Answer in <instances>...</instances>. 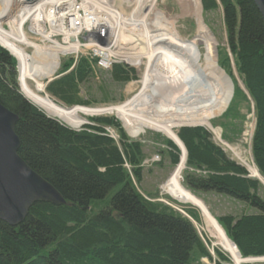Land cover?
<instances>
[{"label": "trees", "instance_id": "16d2710c", "mask_svg": "<svg viewBox=\"0 0 264 264\" xmlns=\"http://www.w3.org/2000/svg\"><path fill=\"white\" fill-rule=\"evenodd\" d=\"M202 5L203 13L222 9L228 52L219 53V64L228 71L231 54L253 104L251 152L264 177V19L253 0H202ZM95 61L89 55L67 59L45 91L65 106L88 107L114 101L106 79L117 85L137 79L135 69L124 63L104 71ZM96 77L104 84L99 85V99L90 89L87 95L82 93V86ZM17 79L16 59L0 46V104L17 116L18 155L60 193L64 203L36 202L16 226L0 220V264H201L203 258L212 260L210 242L190 219L156 200V195L139 190L144 143L128 136L114 116L88 117L89 123L79 129L48 117L22 95ZM176 132L187 150L183 186L194 195L214 192L246 205L247 211L240 215L215 218L242 257L264 256L263 185L249 177L205 127H179ZM164 151L176 165L179 149L166 139ZM182 206L199 224L197 212ZM213 251L218 260L228 261L219 249Z\"/></svg>", "mask_w": 264, "mask_h": 264}, {"label": "bare ground", "instance_id": "6f19581e", "mask_svg": "<svg viewBox=\"0 0 264 264\" xmlns=\"http://www.w3.org/2000/svg\"><path fill=\"white\" fill-rule=\"evenodd\" d=\"M117 1L129 4V0ZM177 3L178 13L167 15L157 7L156 0H140L133 14L127 16L110 8L107 0H0V45L18 63L23 95L47 115L76 127L84 116L100 112L113 114L133 138L142 134L143 129H150L174 141L180 148V158L161 191L174 203L190 204L199 211L203 230L231 256L233 264L264 263V258L239 256L216 218L182 184L185 151L175 128L182 124H200L219 136L211 120L227 109L234 89L231 90L230 83L223 78V70L217 65V40L205 24L202 1L177 0ZM143 8L154 13L155 26L146 22L141 14ZM181 20L193 22L194 36L179 33L177 23ZM28 21L29 31L41 37L43 44L31 40L25 32L24 24ZM151 28L164 32L150 35ZM100 29L104 37L100 36ZM96 35L110 49L106 51L97 46L95 53L143 68L138 81L140 87L120 105L98 109L82 105L66 108L44 93V78L56 71L60 55L76 52L81 47L79 44L91 36L98 41ZM62 37L65 44L58 41ZM27 47H31V53L26 52ZM28 81H32L34 87ZM239 82L241 85L240 79ZM242 87L245 89L244 85ZM210 126L212 128H208ZM241 161L248 173L259 176L253 161Z\"/></svg>", "mask_w": 264, "mask_h": 264}, {"label": "rangeland", "instance_id": "374dc122", "mask_svg": "<svg viewBox=\"0 0 264 264\" xmlns=\"http://www.w3.org/2000/svg\"><path fill=\"white\" fill-rule=\"evenodd\" d=\"M107 1H108V5L110 8L118 12H123L127 16L132 15L133 12L136 10V8L140 5V0H137L135 3L133 0H129V4H128V1L122 2L121 4L117 0H107ZM156 2H157V7L167 15H174L178 13L179 11L177 0H156ZM152 13H153L152 11H148V8H143V11L141 14L142 16H144V18L146 17L145 18L146 22H149L152 26H155L153 25L154 22H152L155 19L153 17L154 13L153 14ZM203 16H204L205 24L208 26L209 30L211 31V33L214 35L215 39L217 40V48H216L217 65H219V67L223 69L231 77L234 83L233 89L235 90L236 88V91L233 93L232 99L230 100V103L227 109H225L221 113L222 115L219 114L218 116H215L211 120V124L213 128L214 129L218 128L220 130L219 136H216L215 132L210 131L212 134V140L216 142L217 144H219L222 148H224L225 152L228 154V156L232 160L236 161L241 166H243L244 164L241 161L243 159H246L252 163L251 138H252V133L254 131V125H255L253 104L250 101L248 94H246L243 91V89L240 88L241 87L239 85L240 78L238 77V74L235 73L236 69H235V66H233L234 63L231 59L232 58L231 54L228 53V56L230 58L229 59L230 64L227 67L231 75L228 73L227 70H225L219 64V53L223 52V50H226L228 52L227 43H226V35L224 32L223 23H222V9L219 7L218 9L214 11H207L203 13ZM4 27H6L5 23H4ZM28 27H29V23L26 22L24 24V30L29 36V38L35 41L36 43H40L39 42L40 37L31 33ZM193 28H194V24L192 21L181 20L179 23H177V29L179 33L182 35L188 36V37L194 36L195 31ZM153 30L154 28L150 29L151 31L149 33L150 35H157L159 33L164 32L163 30L158 29V28L155 29V31ZM31 50H32L31 47L26 48L27 53H31L32 52ZM77 52L78 53L82 52L81 54H78L77 57H79L80 55H86L87 53V51H84L81 49ZM71 57L75 58V55L73 54L60 55L59 66L56 70V73L59 70L61 63ZM114 63H123V62L115 58ZM129 67H132L135 69L137 73V79L129 81L126 84H122V85L113 84L108 79L106 80L104 79L105 86L110 92V96L114 101H110L107 103H98V104L91 105L88 107L98 109L101 107L103 108V107H109L113 105H120L124 103L125 101H127L128 99H130L133 95H135L140 87L138 81L141 78L143 68L142 67L137 68L134 66H129ZM28 84L31 87L32 86L34 87L32 81H28ZM100 84H102L100 82V78L96 77L89 82V85L87 84V85L82 86V93L84 95H87L85 94L86 90L90 89L89 90L90 93L94 94V97L96 99H99L100 98V95H99V85ZM44 93H46L49 97H51L45 90H44ZM51 98L55 102L59 103L60 105L65 106V104L62 103L61 101H58L57 99L53 97ZM97 116H114V115L104 114V115H97ZM84 117L85 119H87L88 117H91V116H84ZM178 128L179 127H176L175 130H177ZM108 131L112 135H114V131L112 129L109 128ZM220 135H222V137H220ZM223 137H225L226 139ZM134 139H138L142 143L145 144V152H146V159L143 162L144 168L142 171V179L139 183V186L137 185L139 190L144 194H148L152 196L156 195V197H158L156 200L164 202L166 204H170L173 207H175L177 210L181 209L180 206L182 205L176 206L173 203H169L165 199V197L167 196L170 198V196H168L167 194L165 195V193L161 191L162 185L167 181V178L171 176L172 172L174 171V168L177 165V164L172 165L169 162V158L166 152L164 151L165 150V140L168 138L160 132L150 130V129H143L142 134H140L138 137ZM181 177H182V173H181ZM261 190H262L261 195L264 197V186L262 187ZM194 196L199 198L204 203L209 213L216 218L223 214H232L234 216H237V215H240L246 212L248 208L246 205L240 203L237 200H234L227 196L216 194L214 192H200L199 194L194 195ZM183 205H186L185 207H190L197 212L198 217H199V224H196V226L199 232H202L205 235L206 239L210 242L208 249H210L209 252L212 256V260L203 258L200 261L201 264H216V263L217 264H233L231 256L226 251H224L219 245L215 243V240L211 238L210 235H208L207 231L203 230L204 226H201L203 225V223H202L199 211L196 210V208L190 204H183ZM251 210L254 211L253 209ZM216 247H218L217 249H219V251L227 258L228 261L221 262L220 260H218V258L216 257L213 251V249ZM254 264H264V263H254Z\"/></svg>", "mask_w": 264, "mask_h": 264}, {"label": "water", "instance_id": "95a60500", "mask_svg": "<svg viewBox=\"0 0 264 264\" xmlns=\"http://www.w3.org/2000/svg\"><path fill=\"white\" fill-rule=\"evenodd\" d=\"M24 1L30 2L32 0H24ZM253 2H254L255 6L257 7L258 11L260 12V14L262 15V17L264 19V0H253ZM123 63L128 65V66H131L130 64H128L126 62H123ZM58 66H59V62L57 64V68H58ZM16 71L18 74L17 80H18L19 91L22 93V90L20 87L19 68H18L17 62H16ZM55 73H56V71L54 73H52L50 76L44 78L45 79L44 80L45 81L44 90H45V86L47 85V83H49L50 81H52L54 78L57 77L55 75ZM222 74H223V78L225 79V81L230 83L231 90H233V83L231 81L230 76L224 70L222 71ZM241 85H242V83H241ZM242 86L240 88L243 89V91L246 94H248L247 90H245ZM231 92H233V91H231ZM22 95H23V93H22ZM28 101L30 103H32L33 105H35L29 99H28ZM78 106H80V105H73V106H69L66 108H72V107H78ZM36 107H38V106H36ZM43 112L46 114L45 111H43ZM104 114H107V113L100 112L98 114L95 113L93 115H88V116H97V115H104ZM47 116L51 117V118H55V117H52L49 115H47ZM56 119L59 120L58 118H56ZM118 120L120 121V119H118ZM59 121H61V120H59ZM16 122H17V116L0 104V220L6 222L7 224H9L11 226H16V225L20 224L25 219L29 208L36 202H39V201L40 202H48V203H51L53 205H61L64 203V199L62 198L60 193L50 183H48L45 179H43L40 175H38L35 171H33L24 162V160L18 155L20 140L15 133ZM61 122L64 123L65 125L71 127L72 129H79L82 125L89 123L87 119H84L78 126L73 127V126H70L63 121H61ZM186 126H203V125H200V124H182V125H179L178 127H186ZM122 127H123V125H122ZM203 127H205V126H203ZM208 128H212V127L210 126ZM123 129L125 130L124 127H123ZM213 130H218V132H220V130L218 128H215ZM125 132L127 133L126 130H125ZM127 135L129 136L128 133H127ZM177 138L184 147L185 162H186L187 150H186L183 142L179 139L178 136H177ZM169 140L180 150L179 146L174 141H172L171 139H169ZM179 158H180V156H179ZM251 159L253 161L252 155H251ZM249 177L254 178V179H258L260 181V183L264 186V177L260 173H259V176L249 173ZM181 180L183 181L182 177H181ZM178 210L184 216H186L188 219H190V221L193 223V225L197 228L196 222L192 218H190L182 209H178ZM228 240L233 245V247L236 249L237 254L242 257V255L240 254L239 250L237 249L235 243L233 241H231L230 239H228ZM249 258H252V259L264 258V256L243 257V259H249Z\"/></svg>", "mask_w": 264, "mask_h": 264}, {"label": "built area", "instance_id": "2783aa9c", "mask_svg": "<svg viewBox=\"0 0 264 264\" xmlns=\"http://www.w3.org/2000/svg\"><path fill=\"white\" fill-rule=\"evenodd\" d=\"M105 20L107 22V18L105 17ZM29 25H30V21H28ZM108 23V22H107ZM103 25H105L104 21L102 22ZM107 27V25H106ZM100 36L101 37H104L103 36V32H102V29H100V32H99ZM93 37L94 36H91L89 37V39L87 41H82L81 43L82 44H79L81 47L77 50L79 51L80 49L81 50H84V51H87L86 55H89L91 58H94L96 61H95V64H96V67L98 69H101V70H108L110 69L111 65L115 62V58L116 57H113V56H106L104 54H97L95 53V50L97 48V46L101 47L102 49L104 50H109L110 49V46H108V44L105 42V41H101L99 40L98 36L96 35L95 37L98 39V41H94L93 40ZM65 38H61L59 39V42L60 43H63L65 44V41H64ZM43 40H41V37H40V44H43ZM72 52V53H66L64 55H67V54H73L75 55V58L78 56V54H81L82 52L78 53V52Z\"/></svg>", "mask_w": 264, "mask_h": 264}, {"label": "flooded vegetation", "instance_id": "af4514ba", "mask_svg": "<svg viewBox=\"0 0 264 264\" xmlns=\"http://www.w3.org/2000/svg\"><path fill=\"white\" fill-rule=\"evenodd\" d=\"M109 18V17H108ZM109 34H110V24H108V38H109ZM1 46V45H0ZM4 48V47H3ZM7 50V49H6Z\"/></svg>", "mask_w": 264, "mask_h": 264}]
</instances>
